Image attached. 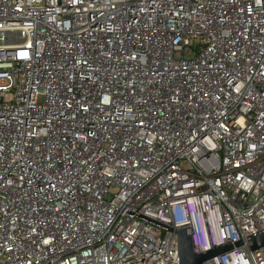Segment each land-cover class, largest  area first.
Returning a JSON list of instances; mask_svg holds the SVG:
<instances>
[{
  "label": "built area",
  "instance_id": "2783aa9c",
  "mask_svg": "<svg viewBox=\"0 0 264 264\" xmlns=\"http://www.w3.org/2000/svg\"><path fill=\"white\" fill-rule=\"evenodd\" d=\"M184 228L264 264V0H0V264H177Z\"/></svg>",
  "mask_w": 264,
  "mask_h": 264
},
{
  "label": "water",
  "instance_id": "95a60500",
  "mask_svg": "<svg viewBox=\"0 0 264 264\" xmlns=\"http://www.w3.org/2000/svg\"><path fill=\"white\" fill-rule=\"evenodd\" d=\"M168 229L172 230L171 228ZM176 234L178 235L179 247V260L177 264H203L205 261L217 255H224L232 250V247H224L199 255L194 252L190 230L188 228L178 230ZM250 242L253 251L264 248V232L251 237ZM240 245L241 244H238V246Z\"/></svg>",
  "mask_w": 264,
  "mask_h": 264
},
{
  "label": "rangeland",
  "instance_id": "374dc122",
  "mask_svg": "<svg viewBox=\"0 0 264 264\" xmlns=\"http://www.w3.org/2000/svg\"><path fill=\"white\" fill-rule=\"evenodd\" d=\"M187 58L189 59V58H192L191 56H187Z\"/></svg>",
  "mask_w": 264,
  "mask_h": 264
}]
</instances>
